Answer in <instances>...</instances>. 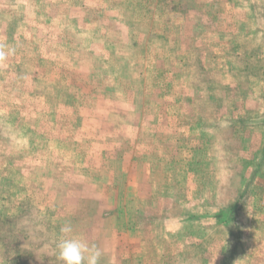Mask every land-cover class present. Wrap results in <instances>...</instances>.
I'll return each instance as SVG.
<instances>
[{
    "label": "rangeland",
    "instance_id": "rangeland-1",
    "mask_svg": "<svg viewBox=\"0 0 264 264\" xmlns=\"http://www.w3.org/2000/svg\"><path fill=\"white\" fill-rule=\"evenodd\" d=\"M0 47V264H62L65 224L99 264H264V0H0Z\"/></svg>",
    "mask_w": 264,
    "mask_h": 264
},
{
    "label": "clouds",
    "instance_id": "clouds-1",
    "mask_svg": "<svg viewBox=\"0 0 264 264\" xmlns=\"http://www.w3.org/2000/svg\"><path fill=\"white\" fill-rule=\"evenodd\" d=\"M14 51V48L5 51L0 47V61L7 59ZM60 232L62 236L57 243V250L62 264H99L100 250L95 245L90 246L86 240L72 235L71 224L63 225Z\"/></svg>",
    "mask_w": 264,
    "mask_h": 264
},
{
    "label": "trees",
    "instance_id": "trees-1",
    "mask_svg": "<svg viewBox=\"0 0 264 264\" xmlns=\"http://www.w3.org/2000/svg\"><path fill=\"white\" fill-rule=\"evenodd\" d=\"M261 162H263L262 160H261ZM227 213V211L225 212V214Z\"/></svg>",
    "mask_w": 264,
    "mask_h": 264
}]
</instances>
